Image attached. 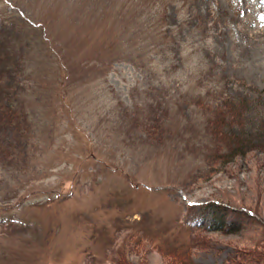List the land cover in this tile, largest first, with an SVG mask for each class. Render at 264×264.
I'll return each instance as SVG.
<instances>
[{
  "label": "rangeland",
  "instance_id": "1",
  "mask_svg": "<svg viewBox=\"0 0 264 264\" xmlns=\"http://www.w3.org/2000/svg\"><path fill=\"white\" fill-rule=\"evenodd\" d=\"M0 264H264V0H0Z\"/></svg>",
  "mask_w": 264,
  "mask_h": 264
},
{
  "label": "trees",
  "instance_id": "2",
  "mask_svg": "<svg viewBox=\"0 0 264 264\" xmlns=\"http://www.w3.org/2000/svg\"><path fill=\"white\" fill-rule=\"evenodd\" d=\"M236 112H237V111H236ZM237 114H238V113H237ZM229 141H230V140H229ZM174 258H175V259H178L179 261H182V262H183L184 259H185V258L183 257V254H182V253H178L176 257L174 256ZM185 261H186V259H185Z\"/></svg>",
  "mask_w": 264,
  "mask_h": 264
}]
</instances>
